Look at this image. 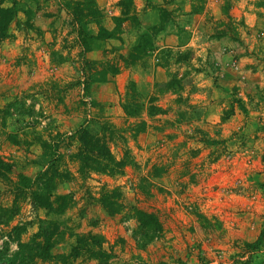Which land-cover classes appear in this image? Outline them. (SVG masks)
<instances>
[{
  "label": "rangeland",
  "instance_id": "1",
  "mask_svg": "<svg viewBox=\"0 0 264 264\" xmlns=\"http://www.w3.org/2000/svg\"><path fill=\"white\" fill-rule=\"evenodd\" d=\"M68 1L39 0L35 30L20 12L21 26L14 22L12 38L0 42V109L26 96L37 112L0 119V159L18 182L20 174L36 177L46 156L68 177L55 195L70 194L72 205L64 215L50 214L0 178V207L20 208L10 225H0V250L9 243L17 251L13 227H24L21 242L28 243L45 221L59 235L54 258L37 264H64L56 256L69 255L88 235L102 239L109 264H264V0H132L135 19L123 24L121 40L86 55ZM94 1L112 30L124 0ZM152 28L157 50L127 67L124 58ZM87 30L98 26L88 22ZM86 60L96 69L120 67L91 86L88 102ZM131 83L134 99L127 96ZM132 103L141 106L135 116L123 108ZM88 119L116 132L106 135L115 159L127 162L122 175L80 174V145L70 136ZM107 191L157 218L159 231L147 227L152 241L136 218L105 211L99 200ZM67 264L97 261L83 252Z\"/></svg>",
  "mask_w": 264,
  "mask_h": 264
},
{
  "label": "trees",
  "instance_id": "2",
  "mask_svg": "<svg viewBox=\"0 0 264 264\" xmlns=\"http://www.w3.org/2000/svg\"><path fill=\"white\" fill-rule=\"evenodd\" d=\"M120 5L123 9L122 17L114 18L115 27L110 30L101 24V11L97 8L94 0H86L85 2L70 0L66 3L64 7L67 13L71 15L74 21H77L79 25L77 39L84 55L100 49V44L104 41L121 40L123 24L135 18L129 16V9L133 5L132 0H124ZM33 6L38 7L39 0H0V42L12 38L10 28L12 24L18 20L20 12H22L26 18L23 25L28 29L35 30L34 25L31 23L32 18L35 16ZM87 19L89 20L87 21ZM88 22L98 26V31L96 33H91L87 30ZM18 24V26H21L19 20ZM150 30L154 32L155 28L149 29L147 33L141 35L137 42L138 44L133 48L130 54L124 58L127 67L135 65L136 61L146 55V53L155 52L157 50ZM57 59L60 60V57L57 53H54L52 60L57 61ZM84 64L86 65V70H88L90 74L89 78H87L89 82L85 80L87 86L84 88V95H86L88 102L91 100V86L97 83L107 82L110 76L119 74L120 67L118 64L112 63L103 66L101 69H96L97 63L88 60H86ZM134 85V83L130 84L132 88L127 93V96L130 94V97L133 99L136 96L134 94ZM27 100L28 98L26 96L15 98L3 109H0V119L3 122L15 117H19L23 120L24 118L26 119L29 116L37 114L35 104L32 102L28 103ZM123 106L125 112L129 116H135L141 110L139 104H123ZM39 115L41 116L42 113L39 112ZM107 132L113 134L115 131L110 125L102 124L97 120L88 119L77 131L71 134V139H76L80 145L78 152L74 154V158L79 163L80 174L83 177L90 175L91 172L101 174L108 173L111 176L123 174V169L126 167L127 162L125 159L122 161H117L115 159L107 141ZM38 140L44 147L52 146L48 141H44L40 138H38ZM45 158L46 156H44L42 161H46L47 164H41L42 170L36 177L31 178L20 174L18 176V182L13 181L11 175H8L12 171V165L0 159V178L5 179V181L10 184H15V189L18 193H25L24 190H27L34 207L46 210L50 214L61 216L71 207L72 196L70 194L58 196L55 195V191L57 185L67 180L68 177L54 170L51 161H47ZM117 193V191H107L104 193L103 198L99 200L102 204L101 206L111 215L125 214L127 218H136L140 223L138 229L145 234V239H149L147 243L152 241V232L149 229L156 232L160 230V224L157 218L134 207L125 206L120 201L119 193ZM19 209L16 207L15 210H11L0 207V225H10ZM24 232L23 226L13 227L12 231L9 233V237L13 242L17 243L18 249L14 253H11L9 243H6L4 248H1L3 250H0V264H37V261L48 262L54 258V256H52V250L56 245L55 239L59 235L58 226H55L53 231L50 232L45 228V221H41L39 232L28 243L21 242V236ZM261 237L253 247L259 244L262 239ZM101 240L102 239L96 235L79 237L77 244L72 247V251L69 255L62 254L56 256V258L62 260L64 264H67L71 259H77L83 252H87L90 258L97 261V264H109L110 256L103 249V242Z\"/></svg>",
  "mask_w": 264,
  "mask_h": 264
},
{
  "label": "crops",
  "instance_id": "3",
  "mask_svg": "<svg viewBox=\"0 0 264 264\" xmlns=\"http://www.w3.org/2000/svg\"><path fill=\"white\" fill-rule=\"evenodd\" d=\"M253 26H255V24L253 25ZM43 29V28H42ZM254 29H255V27H254ZM46 29H43V31H45ZM255 31V30H254ZM45 33V32H44ZM45 34H47V33H45Z\"/></svg>",
  "mask_w": 264,
  "mask_h": 264
}]
</instances>
